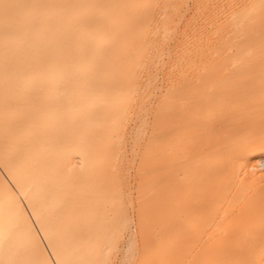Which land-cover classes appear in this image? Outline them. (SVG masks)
<instances>
[{
  "label": "bare ground",
  "instance_id": "6f19581e",
  "mask_svg": "<svg viewBox=\"0 0 264 264\" xmlns=\"http://www.w3.org/2000/svg\"><path fill=\"white\" fill-rule=\"evenodd\" d=\"M0 264H264V0H0Z\"/></svg>",
  "mask_w": 264,
  "mask_h": 264
}]
</instances>
